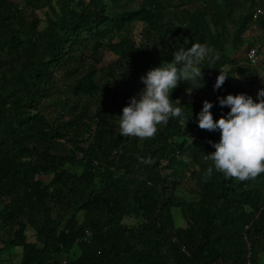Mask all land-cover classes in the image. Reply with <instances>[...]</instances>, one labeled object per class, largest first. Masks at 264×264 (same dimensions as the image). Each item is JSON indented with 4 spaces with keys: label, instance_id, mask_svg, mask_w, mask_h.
Masks as SVG:
<instances>
[{
    "label": "trees",
    "instance_id": "trees-1",
    "mask_svg": "<svg viewBox=\"0 0 264 264\" xmlns=\"http://www.w3.org/2000/svg\"><path fill=\"white\" fill-rule=\"evenodd\" d=\"M219 1L0 0V253L21 249V264H62L59 255L66 264H258L264 173L239 181L216 171L203 156L220 132L198 127L203 103L180 98L184 88L204 94L218 120L230 111L218 97L257 81L246 56L261 50L245 36L253 27L264 35L261 0L236 18L230 0ZM189 41L219 59L200 64L203 81L173 90L186 118L158 125L152 138L120 135L140 78ZM235 69L234 85L215 89L220 71ZM184 171L197 186L185 203L175 196ZM173 208L185 227L172 226Z\"/></svg>",
    "mask_w": 264,
    "mask_h": 264
},
{
    "label": "clouds",
    "instance_id": "clouds-1",
    "mask_svg": "<svg viewBox=\"0 0 264 264\" xmlns=\"http://www.w3.org/2000/svg\"><path fill=\"white\" fill-rule=\"evenodd\" d=\"M205 59L215 63L219 55H211L207 44L197 42L189 48L179 47L170 62L162 61L158 67L148 70L140 78L144 87L123 108L118 122L120 135L152 138L157 134L158 125L166 126L173 117L186 118L183 109L175 106L170 97L181 81H203L200 64ZM228 76L227 72L220 71L215 89H220ZM218 100L222 108H230L226 115L215 120L211 111L214 104L208 100L203 102L198 115L200 129L220 132L219 142L210 141L215 151L205 154L203 159L212 161L215 170L222 172L226 178L255 180L264 173V88L258 91L256 99L240 93L218 97ZM176 104H181V101L177 99ZM137 159L143 164L151 163L150 157L138 156ZM212 174L213 166L210 165L205 176L211 178Z\"/></svg>",
    "mask_w": 264,
    "mask_h": 264
},
{
    "label": "rangeland",
    "instance_id": "rangeland-1",
    "mask_svg": "<svg viewBox=\"0 0 264 264\" xmlns=\"http://www.w3.org/2000/svg\"><path fill=\"white\" fill-rule=\"evenodd\" d=\"M17 2L19 1L20 4H22V0H16ZM141 1V0H139ZM165 1V0H163ZM221 2V0L219 1ZM230 6L228 8V10L231 12V15H233L235 18L239 15H243V13H246L247 8L249 7V1L248 0H230ZM189 6V5H187ZM259 8H261L262 10H264V0H261L259 3ZM257 8V9H259ZM256 9V10H257ZM259 9V10H261ZM261 10V11H262ZM48 12V10H41L37 12V15L40 18V26H44L45 25V17H44V13ZM255 13L253 17H255ZM227 28L231 27V24L229 22ZM41 27V28H42ZM131 32L132 35L134 36V39L137 40L139 37V32H140V25L135 24L133 25V27L131 28ZM246 40H251V42H254L253 44L255 46H257L261 51V53H259V59L257 60V65H250V68L254 69L257 73V81L252 80V79H244V81L246 82V84L248 83H252L253 86L249 87L247 85H242V93H246L248 95H252L254 98H257V93L261 88H264V35L261 34L255 27H253L251 30L248 31V33L245 36ZM169 41V38L167 37V39ZM190 42V41H189ZM194 42H190V44L192 45ZM206 44V43H204ZM226 44V42H225ZM177 48V47H176ZM108 58V57H107ZM241 65H245L244 63L241 62ZM256 68V69H255ZM238 69V67L236 68ZM236 69L232 72H227L229 73V76L227 78V84L226 86L231 87L234 85V83L236 82L237 79V75L235 73ZM256 83H255V82ZM183 81H181L179 84L181 85ZM191 92V93H189ZM181 101H186V102H201L203 103L205 101V97L204 94H200L197 90L193 89L188 91L187 89H183L182 93H181ZM186 155H184V159ZM180 159H182L183 155L179 154ZM72 171H74L73 169H71ZM171 170H165L164 174H170ZM183 174H185V176L183 177V179H179L178 181H180V184L177 186L176 191H175V196L177 198L180 199V202H190V201H195L196 198V191H197V186H196V182H195V178L190 176V172L187 171V173L184 171ZM38 179H40L43 182H48L51 177H44V176H39L37 177ZM179 208V207H178ZM178 208H173L172 212H171V218H172V222H173V227L178 228V227H185V222L183 221L182 217H181V213L179 211ZM80 220V218H79ZM124 224L127 225H133L135 224V219L133 218H125L123 220ZM25 235L27 236V238L29 239V241L34 242L37 241L36 240V232L31 228L28 227L27 230L25 231ZM38 243V242H36ZM38 246H42V244L39 242ZM21 249L15 248L10 250L9 252H1L0 253V264H21ZM58 259L62 262V264H66V255H59ZM258 264H264V247L262 249V251H260V253H258Z\"/></svg>",
    "mask_w": 264,
    "mask_h": 264
},
{
    "label": "built area",
    "instance_id": "built-area-1",
    "mask_svg": "<svg viewBox=\"0 0 264 264\" xmlns=\"http://www.w3.org/2000/svg\"><path fill=\"white\" fill-rule=\"evenodd\" d=\"M255 16H257V15H261L262 14V11L261 10H259V9H257V10H255ZM246 59H247V62L250 64V65H255L256 64V62H257V60H258V57H257V49H251L249 52H248V54H247V56H246ZM253 61H255V63L253 62ZM246 264H250L249 262H247Z\"/></svg>",
    "mask_w": 264,
    "mask_h": 264
}]
</instances>
